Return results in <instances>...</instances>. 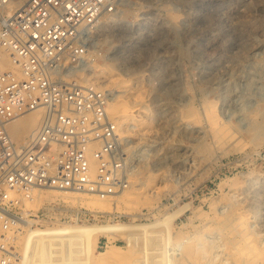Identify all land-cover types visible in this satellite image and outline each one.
Instances as JSON below:
<instances>
[{
    "label": "rangeland",
    "instance_id": "rangeland-1",
    "mask_svg": "<svg viewBox=\"0 0 264 264\" xmlns=\"http://www.w3.org/2000/svg\"><path fill=\"white\" fill-rule=\"evenodd\" d=\"M88 52L99 67L111 68L97 85L121 89L112 77L130 78L139 88L133 95L147 103L151 116L141 115L147 121L146 134L120 138L122 159H130L138 172L130 174L133 181L124 186L128 189L118 201L92 210L52 199L33 209L36 212L54 201L55 217L32 225L67 243L77 240L74 251L67 249L61 255L40 234L41 247L35 249L44 253V261L263 264L264 0H124L117 13L99 19ZM81 72L94 73L93 69ZM209 100L231 126L224 130L226 134L210 133L202 114ZM187 111L202 114L201 119L181 117ZM128 145L137 154L130 157ZM144 179L146 184H141ZM252 213L257 214L255 219ZM237 215L242 217L235 219ZM108 220H161V224L147 233L141 229L110 232ZM239 221L243 228L250 223L251 232ZM54 222L67 223L70 231L43 225ZM241 232L246 236H239ZM108 244L119 245L120 254L98 259L94 251ZM29 251L24 255L34 259Z\"/></svg>",
    "mask_w": 264,
    "mask_h": 264
},
{
    "label": "built area",
    "instance_id": "built-area-1",
    "mask_svg": "<svg viewBox=\"0 0 264 264\" xmlns=\"http://www.w3.org/2000/svg\"><path fill=\"white\" fill-rule=\"evenodd\" d=\"M0 0V264H21L5 229L22 217L19 196L58 188L107 196L125 186L120 127L107 106L109 90L72 79L102 15L122 0ZM8 57L12 66L3 65ZM42 108L37 126L15 138L10 122ZM19 196L9 198V189ZM54 202L29 212L34 223L55 217Z\"/></svg>",
    "mask_w": 264,
    "mask_h": 264
},
{
    "label": "bare ground",
    "instance_id": "bare-ground-1",
    "mask_svg": "<svg viewBox=\"0 0 264 264\" xmlns=\"http://www.w3.org/2000/svg\"><path fill=\"white\" fill-rule=\"evenodd\" d=\"M123 1L124 0H122V2ZM22 2H23V0H10L9 7L11 9H14L15 7L19 6ZM122 14H123V12H122ZM106 15H110V14H106ZM103 16L104 15H102V17ZM84 58H85L84 59V62H85L84 63V65H85V69L84 70L93 69L94 73L93 74H88V73H84V72H81V73L76 72V73L73 74L72 79H74L76 82L77 81H80V83H84V82L87 83L88 82V83H90V85L103 88L104 85H97V82H99L101 80L100 77L109 75L111 68H109V67L107 68L106 66L105 67H99L100 65L97 64L96 62H94L93 56L90 54V52H86V55L84 56ZM104 63H106V62H104ZM3 65L5 67H11L12 66L9 58L6 57V56L4 58ZM74 76H76V77L79 76V77L76 78ZM112 79H114V81H116V84L122 85V88L121 89H119V88L117 89V88H114V87H111V88L110 87L109 88H106L105 87L106 89L109 90L110 97L112 99L109 102V104L107 106V109H108V112L112 114L114 120L117 121V123H118V125L120 127V130H119V138L124 137V139H125L128 136H130V135H133V134L135 135V134H138V133H140V134H146L147 133V126H145L144 124H146L147 121L145 119H143L142 118L143 116H141V115L143 113H149L148 115H150L151 114V108L147 105V103H145L144 101H142V99H137L136 96L133 95L134 93L136 94V91L139 88H137L136 86H134L131 83L132 81L129 80L130 78L129 79H126L125 77H123V76L122 77H119V75H118V76L112 77ZM114 81H112V82H114ZM117 90H121V92H115ZM213 102L214 101L211 100L208 103V105H206L204 107V111H203L202 114H203V119L205 120V123L208 125L209 130L211 131V132L210 131L209 132L211 134H213V136H217V135H220L224 130H226L228 128H231V126L228 127L229 123L227 121H225L224 119H222L219 116L218 112L213 107V105L215 103V102L214 103ZM190 109H192V108H190ZM194 112H188L187 114H185V113L182 114L181 113L182 114L181 117H184L185 118V117L189 116L190 118L193 117V118H196L198 120L201 119L200 118V115H202V114L193 115ZM41 114H42V108L38 107V108L32 109L30 111H27V112L19 115L15 119H13L10 122V130H11L13 136L15 138H18V137H22V136L28 134L29 132H31L37 126V124L39 122V119L41 117ZM184 114H185V116H183ZM255 127H256V125H255ZM126 128H132V131L131 132H126ZM224 133H225V131H224ZM232 135H229V136H232ZM213 136H212V138H213ZM128 140L130 141V139H128ZM124 142H126V141H124ZM219 142H221V141H219ZM131 146H133V145H128L129 148L127 147L128 150H129L128 152L130 153V157H132V155H134V154H137V152H135V150L134 151H131V149L133 148ZM138 154H140V153H138ZM120 160L121 161L116 166L118 168L117 171H120L124 175L127 176L126 177V181H125L127 184L125 186H128V181H130L129 177L131 178L130 174L138 172V168H132L131 165H130V163H129L130 162V159H128V158H125V159H122L121 158ZM164 177H165V175H164ZM132 179H133V176H132ZM136 180H138V177L136 178V176H135V180L134 181H136ZM131 181H133V180H131ZM131 181L129 182L130 185H131ZM139 181L136 182V183L139 184ZM145 182H146V180L145 181L142 180L140 183L141 184H146ZM147 183H150V182H147ZM145 186H147V185H145ZM135 188H138V187H135ZM126 189H128V188L127 187H125V188L123 187L120 190L117 189L114 194L112 193V194H109L107 196L106 195L105 196H98V195H95V194H91V193H87V192L75 191V190H71V189L70 190H64V189H58V188H32L31 189V197H29V198H26V197H23V196L20 197L19 196V192L14 187L11 188V189H9V198H15V197H18L19 196V199L22 201V204H23V206H22V208H23L22 217H18V218L12 219L13 220L11 222L12 226L10 228L5 229L6 234L9 235V236H11L12 242L14 243L16 249L19 251V253L21 255V264H47L44 261V253L39 252V257L37 259H30L26 255H24V253L27 252L28 250H33V248L35 247L33 245L30 248H27L25 251L22 252V250L25 247H29L31 245V243L28 242V241H26L25 239L26 238H30L32 236V234H33V236H37V237H40V234L43 235V238L49 244L54 245V247H55L54 249H55L56 253H58V254H61V253L66 252L67 249H70L71 251H74L75 250V245H76L77 240H76V242H73V243H67L64 239L59 238V237H56L53 233H50V232H48L45 229H40V227H38V226H33L32 225V222L35 220V218L29 216V211L34 212L35 210H33V209L37 208V206L40 203H42L43 201H49V200H52V199H60V200L62 199L63 201H66L68 203H77V204H80V205L87 206V207H89V209L91 208L92 210L93 209H96V210L97 209H105L104 207H107L110 204V201L111 200H113V202L118 201V199L121 198V195L124 192L126 193ZM136 198H137V196H136ZM50 202H54V201H50ZM114 206L115 205L113 203V207ZM242 211H244V210L242 209L239 213H241ZM239 216H241V215H239ZM239 216L238 215L235 216V219H238L236 217H239ZM252 216H253V219H255L254 217H257V214L256 213H252L251 214V217ZM241 217H240V219H241ZM71 218H73V217L71 216ZM243 219H245V218H243ZM55 221H57V219ZM245 221H246V223L248 222L247 219H245ZM41 224H39V225H41ZM160 224H161V220H155V221H151V222H128V223L116 222V221H110V220H108V222H107L106 225L109 228L110 232H112V231H114L116 229H120V230H124V231L125 230H128V229L129 230L130 229H141L142 232L147 233L148 231L153 230L155 227L160 226ZM240 224H241V222H240ZM242 224H244V223H242ZM242 224H241V227H242ZM43 225H45V226H47V227H49L51 229H61L63 231L64 230L70 231V227H69V225L67 223L63 224V223H60V222H58V223L57 222L56 223L54 222V223H51V224L46 223V224H43ZM246 225H247L246 228H243L244 225H243L242 228L245 229V230L247 229V231H246L247 233H248V231L251 232L250 230L252 229V226H250V223L249 224H246ZM248 225L251 228L250 230L248 228ZM252 225H253V223H252ZM34 229L36 231L35 232L36 234H34V232L32 231ZM239 233H240V231H239ZM243 233L242 234H239V236L240 235L243 236L244 234H247V233H244V234ZM249 235H251V234H248V236ZM223 236H225V235L223 234ZM245 236H243V237H245ZM239 238H238V240H239ZM222 241L224 242V240H222ZM215 246H216V244H215ZM200 247L202 248V245ZM153 248L154 247H152V249ZM120 249H121V247L119 245H109V247H107V248H105L103 250H96V251H94V254L96 255V257L98 259L99 258H104L105 259L107 257H114V256L116 257V256H118V254H120V252H121ZM90 252H92V251H90ZM200 253L201 252H199V254ZM150 256L151 255H149L148 258H150ZM63 257H61V258H63ZM65 259H69V258L67 257ZM151 259H152V257H151ZM160 259L161 258H159V257L157 259L155 258V261H158ZM139 261H140V259H139ZM146 262H148V261H146ZM146 262H144V263H146Z\"/></svg>",
    "mask_w": 264,
    "mask_h": 264
},
{
    "label": "crops",
    "instance_id": "crops-1",
    "mask_svg": "<svg viewBox=\"0 0 264 264\" xmlns=\"http://www.w3.org/2000/svg\"><path fill=\"white\" fill-rule=\"evenodd\" d=\"M33 238L34 239L29 238L28 242H30L33 246L41 247V244L38 243L40 238L37 236H34ZM39 252H41V250L40 249L36 250L35 247L33 248V250L29 251V253H32L34 259H37L39 257Z\"/></svg>",
    "mask_w": 264,
    "mask_h": 264
}]
</instances>
